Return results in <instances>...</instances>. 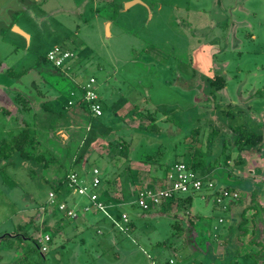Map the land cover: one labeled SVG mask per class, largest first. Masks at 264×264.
I'll return each instance as SVG.
<instances>
[{
	"label": "rangeland",
	"instance_id": "obj_1",
	"mask_svg": "<svg viewBox=\"0 0 264 264\" xmlns=\"http://www.w3.org/2000/svg\"><path fill=\"white\" fill-rule=\"evenodd\" d=\"M131 1L0 0V141L26 121L35 138L28 153L48 162L39 170L17 156L0 161V238L11 236L0 242V264H219L215 246L228 234V223L219 222L222 203L186 193L158 211L128 205L132 191L160 184L166 166L176 160L192 163L198 151L210 163L198 167V174L248 191L259 209L256 219L264 220V145L238 151L232 144V130L239 126L264 138V0H140L144 5L127 7ZM13 23L27 37L14 32ZM54 46L76 55L68 70L36 66ZM24 68L31 70L21 79L6 73ZM213 75L224 79V88L208 87ZM91 77L100 99L113 96L115 105L125 99L131 106L121 116L108 108L99 120L77 108L80 84ZM18 94L33 98L28 111L16 101ZM50 100L61 114L51 127L34 117L40 103ZM150 123L159 129L148 128ZM122 146L128 153L121 157L129 163L163 152L161 168L134 164L138 174L130 183L116 177L107 186L113 171L123 173L128 166L119 158L113 163L107 153ZM93 168L109 188L104 196L112 200L109 208L124 202L107 212L126 215L131 223L126 230L113 227L100 212H82L87 199L67 194L65 185L66 204L79 216L68 219L48 206V193L65 172ZM239 168L243 174H236ZM185 198V204L177 202ZM175 223L182 231L173 228ZM262 224L255 238L262 243L249 244L248 251L241 247L234 264L264 259ZM46 235L50 240L42 251L39 240Z\"/></svg>",
	"mask_w": 264,
	"mask_h": 264
},
{
	"label": "trees",
	"instance_id": "obj_2",
	"mask_svg": "<svg viewBox=\"0 0 264 264\" xmlns=\"http://www.w3.org/2000/svg\"><path fill=\"white\" fill-rule=\"evenodd\" d=\"M11 27H9V28H11ZM46 63H47L46 55L40 56L36 60V66L38 68L44 67L46 65ZM51 69L53 72H60L59 69H56L54 67H51ZM30 70L31 69L24 68V70H20V71L16 72L14 70L8 69V70H6V73L8 76H11V77L14 76L16 79H21L22 77L28 75ZM32 86L34 87V83H32ZM224 86H225V81L222 78L216 77V78L208 80V87H211L214 91H218V90L224 88ZM27 98L24 97L22 94H18L16 97V101L21 104V107L23 108V110H25L24 112L28 111L27 104L30 103L32 97L30 99L29 98L27 99ZM101 103H102V101H101ZM76 107L82 108L85 111H88V108L86 107L85 104L79 103L78 105H76ZM102 108H103V105H102ZM60 115H58L57 113H55L53 111V108H52V105L50 104V102H42V103H40L39 112H37V114L35 113L34 117L36 118L37 121L41 122V125L45 124L44 126H46L47 122H48L49 123L48 126H50L51 123H55L54 125H56L57 119L59 118ZM142 115H144V114H141V116ZM148 115H145V117ZM99 118H95V119H99ZM150 119H153V118L151 117ZM66 125L69 127L70 125L72 126V123L69 122ZM22 127H23L22 130H20L16 134L12 135L8 140L3 139L0 141V161H10L13 156H17L22 161H25V162L32 164V165H35L36 168L39 170L45 169L46 167H48V162L46 161L45 157L42 155H35V154H31V153L29 154L27 151V148H30V149L33 148L32 146H33V142L35 139L30 134L29 123L26 121L23 122ZM147 127L151 128L153 130L159 129L155 123H150ZM232 131H233V135H234V137L232 139L233 140L232 144H233V147H236L238 151H250V150L258 151L264 145V138H263L262 134H260L259 132H251V131L247 130L246 127H244V126H242V127L239 126V127L233 128ZM108 143H109V141H108ZM120 148H121L120 149L121 153H126V154L128 153V148H126L124 146H122ZM224 148L226 149L225 145L223 144V149ZM116 149H118V148L116 147ZM163 154H164L163 152L159 151L158 154L146 156V159L141 160L139 162L143 163V164L147 163L149 166L155 167V170L157 169L156 171H158L162 165V162H159L158 160L160 159V157H162ZM157 157H158V159H157ZM199 159H201L202 161L197 163V160H199ZM206 159H207L206 155H204V153L202 151H198V152L194 153V155L192 156V158L190 160V162H192V163L188 162L189 163L188 164V163H185L184 161H181V160H179V161L176 160L174 163L183 162L191 170L195 171L196 173H199L198 167H200V169L201 168L206 169L208 167V165L210 164L209 162L208 163L205 162ZM237 161H239L238 162L239 164H241L243 162L242 159H238ZM199 165H201V166H199ZM169 168H170V166H166L165 172H167ZM70 172H73V170L71 169V170L65 172L64 175L62 176L61 180L57 184L52 185V191L56 195V201L57 202H61V201L66 202V199H65L66 194L63 192V185H65L66 176ZM124 172H125V174H123L124 175L123 177L125 178V179L123 178L124 181L130 183L133 179L131 178V174L129 173L130 172L129 166L125 167ZM263 177L261 178L262 180H263ZM127 178L129 179V181H127ZM151 178L153 179V181L156 180L155 175H153ZM205 178L208 180L211 179L208 175ZM100 180H101V184H102V182H103L102 177H100ZM108 182H109V184H107V186H112L111 178L110 179L108 178ZM263 184H264V182H263ZM240 185L241 184L239 182L237 184V187H239ZM102 187L104 188L105 186L102 184ZM224 188L229 189V190L230 189L233 190V186H230V185H227ZM108 189H109L108 187L106 189L104 188L103 192L101 193V199L105 203H110L112 201L109 197H104V196H107L106 193L108 192ZM239 189H238V193H239L238 199L230 202L228 205L230 216H231V221L227 226L228 234L222 240V254L218 258V259H220L219 264H222V263L234 264L238 258V248L243 245L242 239L248 235H249V237H248L249 244L258 245V244L262 243L258 240H255V238H258V236H260L259 233L262 232L263 228L261 227V225H263L262 223L264 222V220L262 218H261L262 220L256 219L259 209H257L258 207L256 205V202H255L253 196L249 193H246L248 191H242L241 189L240 190ZM263 189H264V186H263ZM67 191H68V189H67ZM134 195H135V192L132 191V196L134 197ZM173 200H174V197L169 199V200L164 201L158 207V209L166 206L168 202H172ZM188 201H189V198L177 199V202L181 203V204L182 203L185 204ZM132 202H133V200H132ZM132 202L128 205L129 206H137L136 204H134ZM123 203L124 202H122L120 199L118 203L116 202L114 204V206H116V205L121 206L120 204H123ZM248 211H253L250 218H246V213ZM116 217L118 219L119 215H116ZM249 223L252 226L250 232L247 228V225ZM130 224L131 223L129 222V225ZM188 225L191 226L193 224L188 223ZM173 228L177 232L182 231V229L176 223L173 225ZM10 237H11L10 235H4V238L0 239V242L9 240ZM210 249L213 250L211 248V245L207 244L206 245V252H210L211 251ZM257 253H255V254H257ZM248 256H253V254L248 253ZM1 259H2V255H0V261H1ZM220 262H222V263H220ZM261 263L264 264V259L256 262L255 264H261Z\"/></svg>",
	"mask_w": 264,
	"mask_h": 264
},
{
	"label": "built area",
	"instance_id": "obj_3",
	"mask_svg": "<svg viewBox=\"0 0 264 264\" xmlns=\"http://www.w3.org/2000/svg\"><path fill=\"white\" fill-rule=\"evenodd\" d=\"M75 58L76 55L71 50L61 46H54L46 53L47 63L60 70H68L70 67L69 63ZM80 90L82 92V97L77 102V105L79 103L85 104L91 117H101L103 114V108L101 99L96 91L97 86L95 79L91 77L84 83L80 84ZM68 105L73 106L70 102H68ZM90 176V180H87L77 172H70L66 176L65 186L70 193L77 194L78 196L87 199L88 203L83 206L82 212H100L111 220L113 227L117 226L122 230V225H125L126 228H124V230H126L130 226L128 217L122 214L119 215V218L117 219L115 214H108V209L112 210V208H109V203H105L101 199V180L98 169L93 168ZM186 193H202V197H205L206 194L212 197L214 202H217L220 205L222 203L220 207L223 211L227 210L230 202L237 200L239 197V193L236 190H229L224 187L219 188L211 180H208L191 170L185 163L176 162L170 166L166 176L160 184L137 189L132 203L136 204L144 211H155L164 201L169 200L178 194ZM47 203L49 207L55 205L57 211L62 213V215L68 219H75L79 216L78 212L73 208H70L66 202H57L56 195L53 191L48 193ZM113 210H116L115 206L113 207ZM49 240L50 238L47 235L39 240L42 244V251L46 250L44 244L48 243Z\"/></svg>",
	"mask_w": 264,
	"mask_h": 264
},
{
	"label": "crops",
	"instance_id": "obj_4",
	"mask_svg": "<svg viewBox=\"0 0 264 264\" xmlns=\"http://www.w3.org/2000/svg\"><path fill=\"white\" fill-rule=\"evenodd\" d=\"M107 25V27H108V24H106ZM15 26V25H14ZM84 83V82H83ZM82 84V83H81ZM101 101H102V105H103V114H102V116L101 117H103V115H104V113H105V110L106 109H108V108H113V109H116V111H115V114H118L119 116H121L120 114V111L122 110V109H124L125 107H129V106H131V105H128L129 104V101H127V100H125V99H123V102H122V104L119 106V104L118 105H115V100H114V97L112 96V97H110L109 98V100L108 101H104V100H102L101 99ZM50 104L52 105V108H53V111L55 112V113H57V111L54 109V106H53V101L51 102V100H50ZM130 113H133L134 112V110H131V111H129ZM127 115V114H126ZM125 115H123L122 117H124ZM100 117V118H101ZM99 118V119H100ZM99 119H97V120H99ZM124 121H126V119L124 118ZM127 125H130L129 123L127 124ZM133 129L134 128H137V129H139V127H135V126H131ZM108 134H110V132L109 131H105V132H103V135H108ZM111 149V150H110ZM120 149L121 148H118V149H116V147H110L109 148V152H107L108 153V156L111 158L110 160H113L112 162L113 163H115V161H117L116 159L117 158H119V159H123V162L126 164V163H128V166H129V170H130V174H131V178L133 179L134 178V175L135 174H138V172H136V171H134L133 169H135L136 167L134 166V164L136 165V164H141L140 162H136L135 160H131L130 161V163H129V160L128 159H126V161H124V159L126 158V156L124 157V158H122L121 156L124 154V153H121V154H119L120 153ZM116 151H117V153H118V155L116 154ZM98 152V151H97ZM106 153V154H107ZM99 154H101V153H99ZM133 164V165H132ZM124 165V164H123ZM125 169V168H124ZM75 169H73V171H74ZM82 170H76V171H74V172H77L78 174H80V175H82L85 179H87V180H90V173H88V172H81ZM240 171H242V168H239V170L237 171V173L236 174H243V173H241ZM124 172V171H123ZM210 178H211V174H207ZM123 176V173L121 172V169L119 170V169H117V170H115V171H113L112 172V176H111V180H112V182L114 181V179L117 177V178H120V179H122L123 181H124V177H122ZM150 177H152V176H150ZM225 178H227L228 177V175L226 174L225 176H224ZM124 178V179H123ZM221 178V177H220ZM225 178H224V180H221V181H225ZM231 178L229 177V178H227V180H230ZM236 179L237 180H239V179H243V178H237L236 177ZM150 180H152V178H150ZM127 181H129V179L127 178ZM231 181V180H230ZM216 182V181H215ZM216 184H217V182H216ZM217 186L218 187H226L227 185L226 184H224V183H221V182H219L218 181V184H217ZM103 187L101 186V193L103 192ZM233 190H236L237 192H238V190L237 189H235L234 187H233ZM67 194H70L69 192L67 193ZM68 195H65V199H66V197H67ZM203 198V197H202ZM119 207V206H118ZM161 208H159L158 210H160ZM118 210V209H117ZM158 210H156V211H158ZM221 211L224 213V216L223 217H221V218H219V222L222 224H226V223H230V221H231V216H230V212H229V208H227V210L226 211H223L222 209H221ZM253 213V211H248L247 213H246V218H249V216L247 215V214H250V216H251V214ZM116 215H118L117 213H116ZM199 220V219H198ZM197 220V221H198ZM195 224V223H194ZM193 224V225H194ZM215 230H216V228H215ZM248 237H249V235L248 236H246V237H244L243 239H242V241H243V245L241 246L242 248H246V250L248 251V249L247 248H249V249H251V247L249 246V239H248ZM247 239V240H246ZM218 245H216L215 246V248H216V250H215V255H218V256H220L221 254H222V241H218V243H217ZM245 246H247V247H245ZM241 247H239L238 248V256H241V252H240V249H241ZM220 248V249H219ZM250 252V251H249ZM246 254H248V253H246ZM245 254V255H246ZM171 263V262H170Z\"/></svg>",
	"mask_w": 264,
	"mask_h": 264
},
{
	"label": "water",
	"instance_id": "obj_5",
	"mask_svg": "<svg viewBox=\"0 0 264 264\" xmlns=\"http://www.w3.org/2000/svg\"><path fill=\"white\" fill-rule=\"evenodd\" d=\"M136 4H141V5H144L140 0H133L131 2H129L127 4V7L129 6H133V5H136ZM12 29L14 30V32H17L18 34H21L23 35L24 37H27L26 34H24L23 32H21L16 26H12ZM4 236H2L0 239H2Z\"/></svg>",
	"mask_w": 264,
	"mask_h": 264
},
{
	"label": "flooded vegetation",
	"instance_id": "obj_6",
	"mask_svg": "<svg viewBox=\"0 0 264 264\" xmlns=\"http://www.w3.org/2000/svg\"><path fill=\"white\" fill-rule=\"evenodd\" d=\"M217 3H220L219 1L217 2ZM222 3H220V5H221ZM214 24H215V22H214ZM14 25V23L12 24V26ZM222 78L221 76H215V75H213L210 79H213V78ZM223 79V78H222ZM209 80V79H208ZM224 80V79H223ZM41 248V247H40Z\"/></svg>",
	"mask_w": 264,
	"mask_h": 264
}]
</instances>
